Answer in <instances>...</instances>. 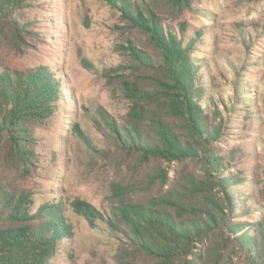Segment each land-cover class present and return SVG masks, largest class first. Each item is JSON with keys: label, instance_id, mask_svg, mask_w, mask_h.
<instances>
[{"label": "trees", "instance_id": "16d2710c", "mask_svg": "<svg viewBox=\"0 0 264 264\" xmlns=\"http://www.w3.org/2000/svg\"><path fill=\"white\" fill-rule=\"evenodd\" d=\"M29 1L0 0V40L24 42L26 29L13 13ZM107 1L147 38L155 55L130 43L133 69L143 75L122 82L130 102L125 119L102 112L100 121L135 180L110 184V215L82 199L72 202L74 211L93 226L104 221L151 259L124 258L119 264H238L237 258L264 264V213L253 223L233 221L237 203L230 188L241 179L225 176L224 158L213 150L222 126L201 102L205 89L197 83L201 65L192 54L194 43L185 44L167 26L180 20L184 31L182 19L195 0ZM60 86L48 66L0 72V264H56L58 242L73 234L60 206L36 207L37 193L27 184L37 168L32 127L52 115ZM214 116L221 114L215 110ZM187 161L200 169L176 180L178 166Z\"/></svg>", "mask_w": 264, "mask_h": 264}, {"label": "rangeland", "instance_id": "374dc122", "mask_svg": "<svg viewBox=\"0 0 264 264\" xmlns=\"http://www.w3.org/2000/svg\"><path fill=\"white\" fill-rule=\"evenodd\" d=\"M193 7L182 19L184 31L180 20L167 26L185 44L194 43L192 54L201 65L197 83L205 89L201 102L222 126L213 150L224 158L225 176L241 179L230 188L237 203L233 221L253 223L264 213V0H195ZM13 16L25 27V40L19 46L0 40V72L48 66L61 81L54 112L32 127L37 168L27 182L37 193L36 207L59 205L72 226V236L58 242L56 264L151 261L104 221L91 225L72 202L89 201L110 215V184L135 180L100 121L102 112L125 119L130 102L122 82L143 75L133 69L130 43L155 51L107 0H30ZM215 110L221 114L217 119ZM197 168L195 161L181 163L176 180Z\"/></svg>", "mask_w": 264, "mask_h": 264}]
</instances>
